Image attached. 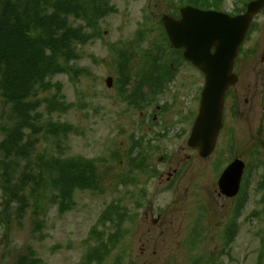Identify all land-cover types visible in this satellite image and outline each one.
<instances>
[{
  "label": "rangeland",
  "instance_id": "1",
  "mask_svg": "<svg viewBox=\"0 0 264 264\" xmlns=\"http://www.w3.org/2000/svg\"><path fill=\"white\" fill-rule=\"evenodd\" d=\"M241 1L221 0L217 11L233 14ZM109 3L115 12L97 21L95 29L85 30L91 39L78 47L79 59L70 65L73 71L52 79L60 87L61 111L48 113L46 104L39 109L42 122L66 126L68 134L56 138L42 133L24 139L25 144H32L31 165L54 158L94 161L99 190H75L74 206L64 214H59L47 196L41 199L42 211L33 212L36 200L26 190L27 208L20 217L17 202L5 204L0 177V264H14L28 255L42 264H87L89 248L97 242L90 240V232L110 231L111 227H103L99 219L116 200L128 207L135 222H123L117 247L102 263L91 264H256L260 259L264 264V190L259 186L264 175V10L253 18L240 47L234 70L238 82L226 96L225 124L215 151L203 160L187 149V136L176 138L181 133L180 122L170 128V123L164 122L165 115L159 114L154 126L155 122H149L151 110H144L140 119V112L116 101L112 90L118 80L116 66L121 52L126 53L133 69L141 58L146 62L153 56L165 55L159 63L170 65L174 57L165 48L159 22L163 16L177 15L180 0ZM178 70L179 78L168 90L176 93L180 83L188 87L181 103L171 110L173 118L197 112L204 84L203 76L183 62ZM107 77L113 79L111 89L105 85ZM164 101H168L167 96L158 98L157 104ZM9 116V107L0 97V143L4 130L13 124ZM134 142L141 146L134 148ZM140 152L149 155V165L162 174L161 180L133 169V177L129 176L127 160ZM163 156L165 161L160 160ZM2 159L0 154V173ZM234 159L245 164V198L239 201L219 195L216 184L221 171ZM24 165L20 162V169ZM175 170L181 176L167 191L163 189L167 174ZM126 181H136L138 186L123 184ZM139 190L147 194L145 202L139 198ZM136 202H142V208L133 207ZM239 203L242 209L235 215ZM233 217L232 240L227 244L223 234Z\"/></svg>",
  "mask_w": 264,
  "mask_h": 264
},
{
  "label": "trees",
  "instance_id": "2",
  "mask_svg": "<svg viewBox=\"0 0 264 264\" xmlns=\"http://www.w3.org/2000/svg\"><path fill=\"white\" fill-rule=\"evenodd\" d=\"M247 1L235 5L234 13L243 11ZM109 2L0 0V97L9 107V118L13 123L4 130L0 143L3 157L1 189L7 206L13 202L19 204L17 214L20 217L27 208L26 190L36 200L33 205L35 213L42 211L41 199L49 193L59 214H64L74 206L75 190L96 191L99 188L100 179L94 162L54 158L39 159L31 165L32 144H25L24 139L27 135L35 137L42 133L56 138L68 134L66 126L42 122L39 109L43 104H46L48 113L60 109V87L58 83L53 84L52 79L73 71L70 63L79 59L78 47L91 39L85 30L95 29L97 21L113 12ZM220 2L180 0V5L218 10ZM77 22L82 24L75 25ZM20 162H25L22 169ZM113 211L110 206L103 213V225L112 223ZM36 224L40 225V222ZM95 237L98 244L92 251L102 263L110 250L109 235L95 233ZM14 264L41 263L28 255L20 257Z\"/></svg>",
  "mask_w": 264,
  "mask_h": 264
},
{
  "label": "water",
  "instance_id": "3",
  "mask_svg": "<svg viewBox=\"0 0 264 264\" xmlns=\"http://www.w3.org/2000/svg\"><path fill=\"white\" fill-rule=\"evenodd\" d=\"M264 8V0L251 2L244 14L230 17L214 11L193 7L180 10L178 20L162 19L169 43L183 50V57L204 75L198 116L192 128L188 146L206 158L214 149L222 127V108L226 90L237 79L232 74L234 59L252 18ZM213 51V53H212ZM110 86V80L107 81ZM243 164L235 161L222 174L218 186L226 197L236 195Z\"/></svg>",
  "mask_w": 264,
  "mask_h": 264
},
{
  "label": "flooded vegetation",
  "instance_id": "4",
  "mask_svg": "<svg viewBox=\"0 0 264 264\" xmlns=\"http://www.w3.org/2000/svg\"><path fill=\"white\" fill-rule=\"evenodd\" d=\"M172 71H174V69H172ZM178 75H179V72H178ZM168 77H166V80H168ZM134 79H135L134 84H137V82H140V85L137 88L138 90L142 92L143 97L147 98L149 96L148 91H151V93L155 94L156 91H159L161 89V82L163 80V76L162 75H159L158 77L157 75L150 76L149 70H145L143 73H141V75H136ZM169 85L170 84L164 85L165 88L163 87L164 88L163 93L160 94L161 96H167L168 101H165L166 103H163V105L161 106H154V109L157 111V113H162L163 115H165L164 122L166 125L170 123V128L174 126L175 122H180L182 124V128L180 129V132H181L180 135H182L181 138H183L188 134V131L190 129V123L192 120L195 119L196 114L194 111L192 115L190 113H187L186 115H183L182 118H179V116L177 115L175 118H173V115L172 117H170V113H171L173 106H176L179 103H181L180 100L182 99L184 92L187 91L188 85L185 83H180L179 85L176 84V87L174 89L176 93L174 94L168 90ZM115 94H116V101H121V102L124 101L123 102L124 105H126L127 107L128 106L131 107L128 104L126 98L121 97V95H119L117 91ZM150 107L151 106L149 105L148 108ZM156 118H157L156 114H151V118L149 122H151V124L155 122L154 125H156ZM153 172L155 173L156 169L153 170ZM177 173H178L177 170H175L172 173H168L166 177V180H167L166 182L170 183L176 177ZM158 175L161 180L163 177L162 174L159 173Z\"/></svg>",
  "mask_w": 264,
  "mask_h": 264
}]
</instances>
